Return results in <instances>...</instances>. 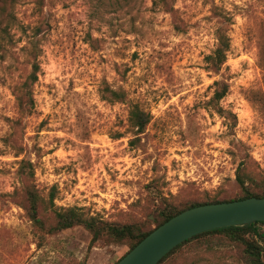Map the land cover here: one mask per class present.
<instances>
[{
	"label": "rangeland",
	"instance_id": "374dc122",
	"mask_svg": "<svg viewBox=\"0 0 264 264\" xmlns=\"http://www.w3.org/2000/svg\"><path fill=\"white\" fill-rule=\"evenodd\" d=\"M16 14L39 31V71L25 117L12 89L31 67L18 56L13 77L0 79V264H114L126 251L99 244L87 255L81 227L39 248L20 206L21 161L58 209L120 223L150 216L156 179L166 198L185 204L235 198L244 156L264 177V0H46L41 15L20 0ZM218 29L230 49L214 74L205 58ZM216 83L228 86L219 108L236 116L234 130L208 105ZM106 87L124 90L128 103L104 100ZM130 105L151 118L140 136Z\"/></svg>",
	"mask_w": 264,
	"mask_h": 264
},
{
	"label": "trees",
	"instance_id": "16d2710c",
	"mask_svg": "<svg viewBox=\"0 0 264 264\" xmlns=\"http://www.w3.org/2000/svg\"><path fill=\"white\" fill-rule=\"evenodd\" d=\"M90 1L102 3L104 0ZM45 2L46 0H30L34 14H42ZM19 5L20 0H0V79L13 77L16 71L14 64L19 62L18 56L22 57L23 64L31 67V72L26 78L15 84L12 89L17 109L25 117L34 109L32 88L38 77L40 40L37 28L31 29L18 21L16 9ZM215 37V49L205 58V63L209 72L219 74L227 61L230 39L224 29H218ZM259 47L260 49L263 47L261 43ZM215 86L216 89L208 105L213 112L227 121L229 130H234L236 116L219 108V103L228 94V86L224 83H216ZM103 93V99L108 102L128 103L124 90L106 87ZM150 121L151 118L147 113L140 110L137 105H130L128 124L136 136L144 134ZM18 122L11 124L16 125ZM262 175L254 170L248 156H244L236 169L235 184L239 192L235 198H206L202 202L185 204H174L166 198L159 189L160 180L156 179L147 186V191L152 197L150 216L143 221L120 223L87 216L77 208L58 209L54 204L56 196L53 191L49 193L48 198H44L36 187L29 183L34 178L32 164L21 161L18 169V176L25 183L20 206L35 231L39 248L43 246L46 237L81 227L90 235L87 255L99 244L126 249L114 264H117L156 228L188 209L248 198L264 199ZM262 227L264 223L258 222L250 226L224 228L200 234L174 248L158 264H226L223 251L232 253L234 264H264Z\"/></svg>",
	"mask_w": 264,
	"mask_h": 264
},
{
	"label": "water",
	"instance_id": "95a60500",
	"mask_svg": "<svg viewBox=\"0 0 264 264\" xmlns=\"http://www.w3.org/2000/svg\"><path fill=\"white\" fill-rule=\"evenodd\" d=\"M258 222L264 223V199L194 207L156 228L117 264H158L170 251L195 236Z\"/></svg>",
	"mask_w": 264,
	"mask_h": 264
}]
</instances>
